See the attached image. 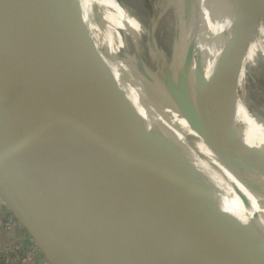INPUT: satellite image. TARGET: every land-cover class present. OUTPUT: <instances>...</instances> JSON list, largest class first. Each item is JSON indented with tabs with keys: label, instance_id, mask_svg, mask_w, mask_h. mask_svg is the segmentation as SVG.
Instances as JSON below:
<instances>
[{
	"label": "water",
	"instance_id": "water-1",
	"mask_svg": "<svg viewBox=\"0 0 264 264\" xmlns=\"http://www.w3.org/2000/svg\"><path fill=\"white\" fill-rule=\"evenodd\" d=\"M221 4L210 0L196 79L233 144L264 169V138L203 70ZM95 47L68 0H0V187L35 220L37 248L69 264H264V227L229 228L204 213L131 116ZM178 77L165 91L197 121L181 90L186 76Z\"/></svg>",
	"mask_w": 264,
	"mask_h": 264
},
{
	"label": "bare ground",
	"instance_id": "bare-ground-1",
	"mask_svg": "<svg viewBox=\"0 0 264 264\" xmlns=\"http://www.w3.org/2000/svg\"><path fill=\"white\" fill-rule=\"evenodd\" d=\"M95 1L113 9L112 0ZM68 2L75 12L78 8V0H68ZM209 3L210 0H181L176 13L175 53L178 64L186 59L192 49L198 55L201 54L204 40L212 26V9ZM221 5L219 26L203 60V70L213 79L224 101L227 104L232 100L236 103V118L249 130L260 133L264 138V91L249 93L250 99L257 101L258 105L254 107L237 94L233 86H230L231 77H239L243 86L246 76L244 64L254 63L258 54L264 57V52L255 42L257 34L260 33L259 25L250 27L252 23L249 17L242 19L244 39L249 45V48L243 51L239 47V40L242 37L238 29L239 18L236 19L231 5L225 0H222ZM116 8V14L122 22L120 28L124 32L122 47L126 50L129 49L126 27L128 22L130 24V20L122 9ZM116 42L117 37L113 36L109 42L95 49L102 68L112 85L120 92L131 116L152 137L160 154L196 191L204 213L209 217L219 216L229 228H232L236 216L244 215V208L236 193L243 192L249 195L255 192L264 195V169L243 155L220 123L211 103L204 96L197 82V58L194 55L189 62L186 77L182 78L181 82L182 93L198 116L197 121H191L164 90L157 77L147 68H143L134 54L127 55L124 61L126 66L117 61ZM127 62L137 63L138 72L127 65ZM218 64L226 69L220 82L216 79L215 72V66ZM139 73L145 77L146 82L141 81L142 77ZM129 90L135 94L133 100L127 98ZM239 222L251 221L243 219ZM259 226L264 227V225Z\"/></svg>",
	"mask_w": 264,
	"mask_h": 264
},
{
	"label": "rangeland",
	"instance_id": "rangeland-1",
	"mask_svg": "<svg viewBox=\"0 0 264 264\" xmlns=\"http://www.w3.org/2000/svg\"><path fill=\"white\" fill-rule=\"evenodd\" d=\"M225 1L231 5L237 17L236 19L238 20L239 18L240 21L238 22L240 37L242 36L239 40L240 49L247 50L249 48L244 39L245 30L241 23L242 19L249 17L250 23H252L250 27H253L255 24L259 25L258 32L261 34H257L255 42L261 47V51L264 52V16H262L264 14V2L258 0ZM112 2L114 6L113 9H110L95 0H78V8L74 13L79 17L82 28L88 34L90 33L89 36L94 45L97 47L101 46V44H106L111 37L116 36L115 49L117 51L116 58L118 57V62L124 63L127 55L134 54L138 58L140 65L143 68H147L149 72L157 77L164 90L166 84L174 88L175 81L173 78L176 76V73L179 76V80L180 77H183L187 73V66L183 64L178 65L175 53V39L177 36L176 13L178 12L181 0H112ZM168 6L170 7L168 8ZM116 7L122 9L128 20H130V24L128 22L126 27L129 42V49L126 50L122 47L124 32L120 28L121 21L116 14ZM195 57H198L197 52H195ZM126 64L133 70H138L137 63L127 62ZM215 72L216 79L220 82L222 75L225 73L224 67L220 64L216 65ZM244 73L246 76L243 86L240 84L239 77H231L230 86H233L237 94H240L252 106L256 107L258 105L257 101L254 102L248 95L252 92L264 91V57L258 54L254 63L247 62L244 64ZM141 77V81L146 82L145 77L142 75ZM127 98L132 100L135 98L132 90L127 91ZM230 106L236 111V103L231 102ZM236 194L244 208V215L241 217L236 216L234 222L237 223L240 220L247 219L252 223L264 225V195L255 192L249 193V195L243 192Z\"/></svg>",
	"mask_w": 264,
	"mask_h": 264
},
{
	"label": "crops",
	"instance_id": "crops-1",
	"mask_svg": "<svg viewBox=\"0 0 264 264\" xmlns=\"http://www.w3.org/2000/svg\"><path fill=\"white\" fill-rule=\"evenodd\" d=\"M39 232L31 215L0 187V264H69L57 250H53L50 257L37 251L32 254L31 261L25 256L20 262L5 258V251L10 248L18 247L26 252L36 250L34 237L40 235Z\"/></svg>",
	"mask_w": 264,
	"mask_h": 264
},
{
	"label": "built area",
	"instance_id": "built-area-1",
	"mask_svg": "<svg viewBox=\"0 0 264 264\" xmlns=\"http://www.w3.org/2000/svg\"><path fill=\"white\" fill-rule=\"evenodd\" d=\"M37 251L40 250L37 248L36 250L33 249L31 252H26L21 248L14 247V248H10L8 251H5L4 256L10 262L12 261L20 262L22 259H24V256L28 261H31V258L33 256L32 254H34Z\"/></svg>",
	"mask_w": 264,
	"mask_h": 264
}]
</instances>
